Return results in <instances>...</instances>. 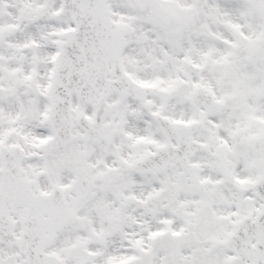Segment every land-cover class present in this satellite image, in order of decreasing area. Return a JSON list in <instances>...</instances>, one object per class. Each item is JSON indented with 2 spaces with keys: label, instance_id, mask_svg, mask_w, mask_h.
Segmentation results:
<instances>
[{
  "label": "snow or ice",
  "instance_id": "obj_1",
  "mask_svg": "<svg viewBox=\"0 0 264 264\" xmlns=\"http://www.w3.org/2000/svg\"><path fill=\"white\" fill-rule=\"evenodd\" d=\"M0 264H264V0H0Z\"/></svg>",
  "mask_w": 264,
  "mask_h": 264
}]
</instances>
